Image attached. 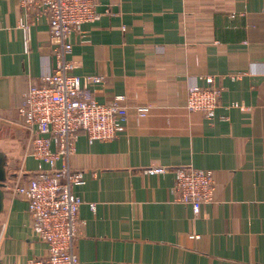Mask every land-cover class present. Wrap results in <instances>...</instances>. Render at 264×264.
I'll return each instance as SVG.
<instances>
[{
    "label": "crops",
    "instance_id": "crops-1",
    "mask_svg": "<svg viewBox=\"0 0 264 264\" xmlns=\"http://www.w3.org/2000/svg\"><path fill=\"white\" fill-rule=\"evenodd\" d=\"M98 10L68 58L75 73L102 77L90 83L97 100L126 96L128 126L93 143L81 133L70 157L84 174L79 259L264 264V0H98ZM59 45L46 13L0 0V182L26 183L43 164L19 107ZM205 75L222 87L214 120L186 107ZM155 166L167 171H147ZM181 166L214 171V200L199 215L174 190ZM32 224L27 199L0 186V264L47 254Z\"/></svg>",
    "mask_w": 264,
    "mask_h": 264
},
{
    "label": "built area",
    "instance_id": "built-area-1",
    "mask_svg": "<svg viewBox=\"0 0 264 264\" xmlns=\"http://www.w3.org/2000/svg\"><path fill=\"white\" fill-rule=\"evenodd\" d=\"M19 1L23 9H37L48 15L52 35L60 45L53 71L26 90L19 107L23 126L31 133L30 152L45 167L42 164L26 183H5L4 188L11 187L27 199L33 231L47 244V254L27 264H83L75 252V238L84 201L75 187L84 183V174L72 169L70 157L81 133H86L93 143L114 139L127 130L126 96L117 95L109 102L97 100L90 83L100 82L102 77L75 73V63L68 58L74 47L73 35L98 19V0ZM238 77L233 75V79ZM221 96L222 87L216 77L205 75L190 85L186 107L214 120ZM233 106L247 109L237 102ZM140 115H146V110L140 109ZM147 171L161 174L167 167L155 166ZM174 190L178 199L199 215L202 205L214 200V171L177 167Z\"/></svg>",
    "mask_w": 264,
    "mask_h": 264
},
{
    "label": "water",
    "instance_id": "water-1",
    "mask_svg": "<svg viewBox=\"0 0 264 264\" xmlns=\"http://www.w3.org/2000/svg\"><path fill=\"white\" fill-rule=\"evenodd\" d=\"M5 183L4 182H0V186H3L4 187Z\"/></svg>",
    "mask_w": 264,
    "mask_h": 264
}]
</instances>
